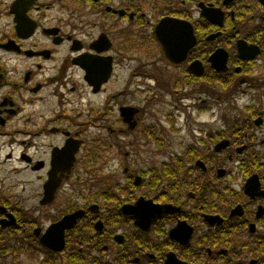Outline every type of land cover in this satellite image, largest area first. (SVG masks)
Returning <instances> with one entry per match:
<instances>
[{"label":"flooded vegetation","instance_id":"flooded-vegetation-1","mask_svg":"<svg viewBox=\"0 0 264 264\" xmlns=\"http://www.w3.org/2000/svg\"><path fill=\"white\" fill-rule=\"evenodd\" d=\"M61 1L0 0V264L28 254L41 256L35 264L61 257L68 264H264V0H170L147 19L148 33L140 30L147 13L135 0H73L88 6L95 20L83 26H98L94 35L83 34L78 8L67 11ZM165 17L190 23L195 36L178 62L156 36ZM110 18L132 30L118 41ZM148 35L162 62L180 72L168 78L181 85L180 98L202 81L249 92L248 117L200 128L197 151L188 147L157 166H124L120 182L38 220L28 207L51 206L75 175L100 168L105 141L98 133L159 141L131 98L162 83L155 71L141 70L139 54L121 87L108 92L126 46L139 49ZM101 94L102 101L93 100ZM77 210L83 213L63 229L58 249L61 232L55 239L46 233Z\"/></svg>","mask_w":264,"mask_h":264},{"label":"rangeland","instance_id":"rangeland-1","mask_svg":"<svg viewBox=\"0 0 264 264\" xmlns=\"http://www.w3.org/2000/svg\"><path fill=\"white\" fill-rule=\"evenodd\" d=\"M72 1L63 0L60 4L67 11L75 6L78 8L77 13L83 18L82 29L84 35L87 33L97 34L99 31L98 26L95 29H90L88 25L83 26L86 21L95 20L94 16L89 14L88 6L73 4ZM122 1L127 2L129 0H112V3L116 5ZM135 1V3H140L142 10L147 13L144 20L146 23L140 27L141 32L147 33L149 31L152 32L153 28V23H150L149 26L147 19L151 20V17L160 14L161 9H164L167 5L170 7L174 4L169 5L168 2L170 0H160L158 3L156 2V5H152L151 0ZM171 1L174 2L175 0ZM193 10L196 12L194 16H197V11ZM63 14L65 18L68 17L66 12H63ZM109 23L112 26H108V30L115 35L118 41L123 30H132L127 21L110 18ZM150 37L140 41L139 49H135L134 46H126L123 57H120L115 64L114 75L116 76L108 85V92H113L121 87L128 72L138 65L132 58L138 57L137 54H139L141 70L155 71L159 74L162 83L150 92L140 90L137 96L134 95L131 98L142 106L144 113L143 117H141V122L153 125L159 136V141L153 140L151 142L150 140L149 142H144L143 137L141 138L138 133L125 136L124 139H119L108 132L102 131V133H98L102 134L101 137L105 141V147L102 148L100 158H98L99 160L95 165L100 168L88 175H75L72 180L74 182L71 181L65 186L60 192L58 199L51 206L39 208V206L35 205L28 207L29 214L35 215L38 220L45 222L49 217H54L63 212L69 206V203H76L77 205L85 203L87 199L83 198V195L86 197L91 196L101 190V188L120 182L124 166L132 169L157 166L161 161L167 160L168 157H173V155L186 150L188 147L197 151L193 146L197 145L198 137L202 134L198 132L200 128L208 132L216 128V122L218 124L221 122H240L248 117V105L252 102L249 92L242 93L241 90H237L232 94L218 84L213 86L211 82L202 81L196 85L190 84L186 87L182 85L189 94L180 98L181 85L172 87L168 79L171 74L178 76L180 72L166 66L162 62L161 49L158 43L154 39L152 40L153 36ZM151 84L153 85L154 83L151 82ZM244 88L242 86V89ZM225 94L227 97H224ZM104 96V94H101L92 98L94 101H102ZM120 141H125L126 143H121ZM126 144L130 146L125 147L124 145ZM118 146H121V148ZM125 150L130 152L129 157L123 154ZM40 257L37 254L23 255L15 264H35L39 262ZM66 262L61 257L58 264H68ZM80 264L88 263L80 262Z\"/></svg>","mask_w":264,"mask_h":264},{"label":"water","instance_id":"water-1","mask_svg":"<svg viewBox=\"0 0 264 264\" xmlns=\"http://www.w3.org/2000/svg\"><path fill=\"white\" fill-rule=\"evenodd\" d=\"M204 14L209 19L212 17V15L209 14V11L206 9L204 10ZM155 31L157 39L159 40L166 57L172 61L178 62L184 59L188 48L195 42V36L192 31V26L186 21L165 17L161 19V21L156 25ZM211 37H214V35ZM214 55H216V52L212 54L211 60L213 59ZM54 192L55 187H47V195L45 196V198H47V200L52 199ZM82 213V210H77L71 214H67L59 222L54 223L49 227L46 234L47 236H53L54 239L56 238V236H58L56 232H61V241H59V246L57 247L58 249H62L63 247V229L72 226L76 222V219ZM163 264H170V260H166ZM178 264L180 263L178 262Z\"/></svg>","mask_w":264,"mask_h":264}]
</instances>
